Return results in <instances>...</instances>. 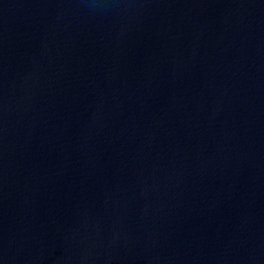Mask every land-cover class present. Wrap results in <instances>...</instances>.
Returning a JSON list of instances; mask_svg holds the SVG:
<instances>
[{"label":"water","instance_id":"95a60500","mask_svg":"<svg viewBox=\"0 0 264 264\" xmlns=\"http://www.w3.org/2000/svg\"><path fill=\"white\" fill-rule=\"evenodd\" d=\"M0 264H264V0H0Z\"/></svg>","mask_w":264,"mask_h":264}]
</instances>
